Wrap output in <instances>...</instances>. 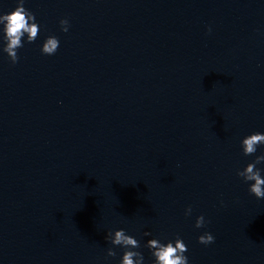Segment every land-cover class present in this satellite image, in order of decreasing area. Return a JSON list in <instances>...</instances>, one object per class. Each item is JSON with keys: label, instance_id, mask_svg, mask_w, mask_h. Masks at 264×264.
<instances>
[{"label": "water", "instance_id": "obj_1", "mask_svg": "<svg viewBox=\"0 0 264 264\" xmlns=\"http://www.w3.org/2000/svg\"><path fill=\"white\" fill-rule=\"evenodd\" d=\"M24 7L40 31L15 64L0 25V264H120L119 229L144 264L177 238L188 264H264V199L237 175L264 154L241 147L264 134V0Z\"/></svg>", "mask_w": 264, "mask_h": 264}, {"label": "clouds", "instance_id": "obj_2", "mask_svg": "<svg viewBox=\"0 0 264 264\" xmlns=\"http://www.w3.org/2000/svg\"><path fill=\"white\" fill-rule=\"evenodd\" d=\"M25 0H17V6L9 13L0 14V25H3V40L5 46L3 51L8 55L13 64L19 61L17 50L24 46V37H27L28 43L36 41L39 35L40 27L36 22L34 13L24 7ZM61 31L68 32L69 21L60 20ZM209 31L211 29L209 28ZM59 40L55 36H49L44 41L41 52L44 55H54L59 48ZM264 145V134L256 132L244 137L241 141V147L245 156L254 155L257 147ZM264 163V154L256 156L255 160L248 163L243 170H238L237 175L244 182H251L248 191L257 199H264V176L261 175V169L257 168L258 164ZM192 213L191 206L185 209V216ZM203 215L196 218L195 227L202 228L205 226ZM150 233H145L149 235ZM106 239L114 246H122L124 251L120 264H144V257L141 252L132 251L140 247L139 242L132 236L127 235L124 229L116 230L114 233L109 232ZM214 236L210 232H205L198 237V242L203 245L214 243ZM145 247L152 251L154 264H188V257L184 255L187 252V245L182 239L177 238L175 242L161 243L158 239H151ZM107 255L114 257L116 252L109 248Z\"/></svg>", "mask_w": 264, "mask_h": 264}]
</instances>
